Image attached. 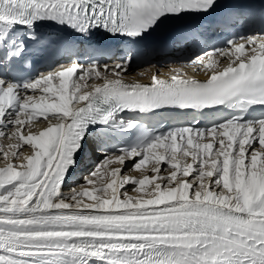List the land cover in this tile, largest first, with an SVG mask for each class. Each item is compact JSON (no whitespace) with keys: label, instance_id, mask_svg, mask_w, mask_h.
Instances as JSON below:
<instances>
[{"label":"snow or ice","instance_id":"obj_1","mask_svg":"<svg viewBox=\"0 0 264 264\" xmlns=\"http://www.w3.org/2000/svg\"><path fill=\"white\" fill-rule=\"evenodd\" d=\"M0 137V264H264V0H0Z\"/></svg>","mask_w":264,"mask_h":264},{"label":"bare ground","instance_id":"obj_2","mask_svg":"<svg viewBox=\"0 0 264 264\" xmlns=\"http://www.w3.org/2000/svg\"><path fill=\"white\" fill-rule=\"evenodd\" d=\"M172 66H173L172 64H166L164 66H153V65H150V66H146V67H143L141 69H136V70L129 69L128 75L123 76L122 78L127 83L139 82V83H142V84H149L151 82V76H152L153 73H156L161 78H167L168 76H170L171 72L169 71V69ZM140 72H143L144 74L143 75H139ZM199 78L200 79H204V75L200 74ZM93 82L94 81H90L89 83H93ZM26 127H27V125H26ZM33 130H35V129H33ZM11 142H13V141H9L6 138L0 137V148H3L4 150H8L6 146L9 143H11ZM89 144H91V141L89 142ZM94 155H98V158L100 159L98 153L95 152V153H93V156ZM2 161H3L2 152H0V166H3V162ZM93 161H94V158L91 156V162L89 163V165L92 164ZM14 162L15 163H20V161H14ZM89 165H88V167H90ZM117 166L118 165H113L112 167H117ZM128 166L131 167V162L130 161L128 162ZM85 169H87V168H85ZM85 169H83V171ZM126 174L136 175L139 178V174L135 173V172H127L126 171ZM83 175H86V173L83 172ZM83 175L80 174V171L78 170V172L76 174V179H75V182H74L76 186L84 183ZM88 187H90V186H88ZM129 194L136 195V193H133L131 191H129ZM85 201L87 202V198H85Z\"/></svg>","mask_w":264,"mask_h":264},{"label":"rangeland","instance_id":"obj_3","mask_svg":"<svg viewBox=\"0 0 264 264\" xmlns=\"http://www.w3.org/2000/svg\"><path fill=\"white\" fill-rule=\"evenodd\" d=\"M94 158H95L94 163L90 164V165H89L90 167H88L87 169H85V170L83 171V172H85L86 174H87V171H88V170H90L92 167L95 166L96 163L99 162V158H97V156H94Z\"/></svg>","mask_w":264,"mask_h":264}]
</instances>
